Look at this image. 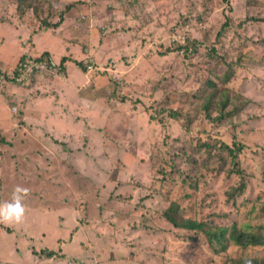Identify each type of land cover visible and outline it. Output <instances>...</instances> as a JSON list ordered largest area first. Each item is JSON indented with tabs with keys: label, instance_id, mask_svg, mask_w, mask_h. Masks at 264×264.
<instances>
[{
	"label": "rangeland",
	"instance_id": "374dc122",
	"mask_svg": "<svg viewBox=\"0 0 264 264\" xmlns=\"http://www.w3.org/2000/svg\"><path fill=\"white\" fill-rule=\"evenodd\" d=\"M18 3L0 4V66L26 52L49 51L58 63L67 56L69 72L89 81L82 97L92 101L79 103L60 86L53 93L32 80L0 78V203L17 185L30 189L23 222L0 223V264L264 258V246L231 243L215 252L205 237L163 215L177 202L196 220L264 230V0H28L37 14L27 7L22 13ZM71 3L60 27H48ZM226 15L230 27L218 36ZM189 36L199 41L193 58L175 48ZM213 46L235 68L228 88L240 106L222 123L207 119L195 98ZM86 60L106 70L78 68ZM114 67L119 82L111 78ZM50 103L70 108L74 123L66 130L47 126ZM165 104L181 115L157 110ZM185 113L193 116L189 126ZM221 141L242 145L236 160L242 172L232 170ZM242 181L244 193L231 196Z\"/></svg>",
	"mask_w": 264,
	"mask_h": 264
},
{
	"label": "trees",
	"instance_id": "16d2710c",
	"mask_svg": "<svg viewBox=\"0 0 264 264\" xmlns=\"http://www.w3.org/2000/svg\"><path fill=\"white\" fill-rule=\"evenodd\" d=\"M82 1L83 0H80V2ZM224 1L230 3V0ZM75 4H67L63 12H61L60 14V19L53 24H47V26L49 25L48 27H57L61 25L65 21L66 13L69 12ZM17 7L22 13L27 7L32 8L34 13L37 14V7L33 6V4L31 3H28V0H19ZM43 22H45V20ZM230 24V16L226 15L222 27L218 32V36L226 33L228 31V28L230 27ZM198 44L199 41H197L195 37L189 36L186 37L184 43H178L175 48H177L178 50L184 49L185 56L188 58H193ZM40 55L52 56L49 51H44L43 53L36 55L37 59L40 58ZM207 56L209 57V61L206 64V75L201 76L200 80L199 76L196 77L198 79L197 82L199 83V86L197 89L198 93L195 98L198 104V109H200L202 113H205V117L207 119L211 121L216 120L217 122L222 123L228 118L235 116V114L238 113L240 109V106L236 105L232 100L228 88L229 81L235 76V68L227 64L225 57L218 53V50L215 46H213L211 50L208 51ZM67 58V56H62L61 61L59 62L62 66V73L66 70L65 61ZM210 61H214V67L211 66ZM78 64L80 67H83L82 69L86 72L84 64L81 61H78ZM4 76V78L12 77L9 72L6 71H4ZM11 79V81H14L13 77ZM87 88V85L79 88V94L82 96L86 95V92L88 91ZM114 91L115 90H113L112 95L116 93ZM108 95L109 94H107V96ZM157 110H161V112L163 113L168 110V115L173 117H179L181 115L178 110L169 108L166 106V104L157 106ZM213 112H217V114L213 115ZM183 118L185 119L187 126H189L193 121V116L186 113L184 114ZM161 120L164 121L163 114L161 116ZM218 148L221 150L226 149L231 155V163L233 164L232 170L239 173L242 172V169L238 168V164L236 162V160L238 159L237 152L242 150V145L234 143V146H231L221 141ZM209 152L212 153L211 151ZM245 189L246 184L244 181H242L235 188H233L231 196L235 197L241 195L244 193ZM163 215L174 227L199 233L197 234V237L199 238L201 237L204 239L205 237V241H208L209 246L213 247L215 252L226 251L227 249H229L231 243L243 250L250 247L264 246V230L262 228L254 229L251 228L250 225L222 226L218 224L215 226V224H213L212 222L196 220L191 218L190 216H187L185 211L179 207L177 202H173L166 210H164ZM42 252H46V254L49 256H52L54 254L52 250H42ZM246 261H251V264H264V258L257 256H237L236 258H231L230 264H246Z\"/></svg>",
	"mask_w": 264,
	"mask_h": 264
},
{
	"label": "crops",
	"instance_id": "0c3cea01",
	"mask_svg": "<svg viewBox=\"0 0 264 264\" xmlns=\"http://www.w3.org/2000/svg\"><path fill=\"white\" fill-rule=\"evenodd\" d=\"M3 1H6V0H0V4ZM2 8H3V6L0 7V12L2 11ZM9 8H11V7H9ZM14 10H15V5L12 6V11H10V12L13 13ZM46 30H49V29H46ZM35 31L39 32L38 29H36ZM33 48H31V49H33ZM27 53L31 54L30 52H26L24 55H26ZM17 63H18V60L16 61V63L14 65L0 66V68H2L3 71L9 72V74L13 77L14 69H15V66H16ZM65 67H66V70L62 73V75L54 76L53 78L52 77L49 78L47 75L44 76V75H41V74H35L30 79V81L32 80L33 83L36 82L37 86L39 85L40 87H43L46 90L50 89V90H52V92L54 91L53 93H56L57 91H60L62 89L66 90L67 92L71 91L70 93H72V94L74 92H77L78 94L77 93L73 94V100H75V98H76V100L79 103L83 102V103H85V105H88L92 101V99H90V98H85L84 99L82 97V95L79 94V90L78 89L82 88L85 85H87V83L89 81L88 80L80 81V80H83L84 78H82L80 76H75L74 74L70 73L69 72V70H70L69 66L66 63H65ZM78 68H79V66H78ZM0 78H3V77H0ZM11 78L6 77L5 79H6L7 82H11V80H12ZM92 80L96 81V83H97V80H99V78L98 77H94ZM79 82H82V83L79 84ZM58 86H60V87H58ZM57 87L60 88V90H58ZM36 93H38V92H36ZM40 93L41 92H39V94ZM70 104H73V102H70ZM47 107L49 109L47 111H50L51 114H52V116L50 117L51 122H50V124H47V126L51 129L50 131H53L54 128L56 130H57V128H60V129H63V130L60 131V132H62V131L67 129L66 125H68L69 123L73 122L69 118V116H71V114H69V109H70L69 107L65 108L66 110H68L67 112H65L64 110L61 111V109H62L61 105L57 106V105H53L52 103H50V105H47ZM69 121H71V122H69ZM59 125H62V126H59ZM61 138L65 142H67L69 140V138L67 136H62Z\"/></svg>",
	"mask_w": 264,
	"mask_h": 264
},
{
	"label": "clouds",
	"instance_id": "9594fccd",
	"mask_svg": "<svg viewBox=\"0 0 264 264\" xmlns=\"http://www.w3.org/2000/svg\"><path fill=\"white\" fill-rule=\"evenodd\" d=\"M76 64L79 66L78 61L76 62ZM89 65H91L92 67L89 68ZM97 65H98V68L96 72H99V71L104 72L106 70L105 64H101L103 65L101 66L100 64H96L94 61H90V60H86L84 64L86 68V72L91 69H94ZM115 73H118V71L114 67V74ZM111 78L113 79V76ZM114 80L116 79L114 78ZM116 81L119 82L120 80H116ZM29 194H30L29 188L21 186V185L15 186L12 192L11 199L9 201L0 203V223H5V224L22 223L25 218V214H26L24 200ZM246 264H251V261H246Z\"/></svg>",
	"mask_w": 264,
	"mask_h": 264
},
{
	"label": "built area",
	"instance_id": "2783aa9c",
	"mask_svg": "<svg viewBox=\"0 0 264 264\" xmlns=\"http://www.w3.org/2000/svg\"><path fill=\"white\" fill-rule=\"evenodd\" d=\"M91 67L92 66L89 65V68ZM41 73L59 76L62 74V66L55 61L52 56L40 55V58L37 59V56L27 54L18 60L14 69L13 79L15 82L21 83L24 80H30L35 74ZM0 77H5L2 68H0ZM113 77L116 80H120L119 73H115Z\"/></svg>",
	"mask_w": 264,
	"mask_h": 264
}]
</instances>
